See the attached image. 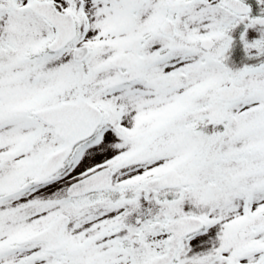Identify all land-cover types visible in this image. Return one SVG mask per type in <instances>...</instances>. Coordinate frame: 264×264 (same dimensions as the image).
<instances>
[{"label": "snow or ice", "instance_id": "snow-or-ice-1", "mask_svg": "<svg viewBox=\"0 0 264 264\" xmlns=\"http://www.w3.org/2000/svg\"><path fill=\"white\" fill-rule=\"evenodd\" d=\"M0 264H264V0H0Z\"/></svg>", "mask_w": 264, "mask_h": 264}]
</instances>
